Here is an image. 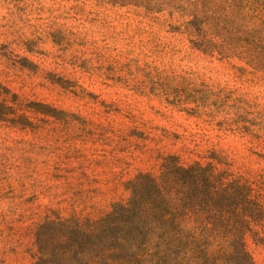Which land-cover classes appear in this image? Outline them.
I'll return each mask as SVG.
<instances>
[{"label":"rangeland","instance_id":"374dc122","mask_svg":"<svg viewBox=\"0 0 264 264\" xmlns=\"http://www.w3.org/2000/svg\"><path fill=\"white\" fill-rule=\"evenodd\" d=\"M261 28L264 0H0V264H33L46 217L101 216L168 154H217L264 203Z\"/></svg>","mask_w":264,"mask_h":264},{"label":"trees","instance_id":"16d2710c","mask_svg":"<svg viewBox=\"0 0 264 264\" xmlns=\"http://www.w3.org/2000/svg\"><path fill=\"white\" fill-rule=\"evenodd\" d=\"M254 35L261 45L253 62L264 71V28ZM210 158L184 164L168 154L157 173L127 183V201L97 218L46 217L33 264H253L245 238L264 228L257 182Z\"/></svg>","mask_w":264,"mask_h":264}]
</instances>
